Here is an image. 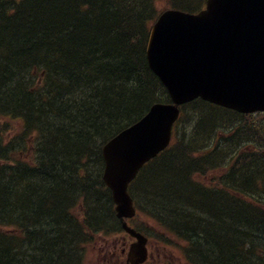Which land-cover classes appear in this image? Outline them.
Masks as SVG:
<instances>
[{
  "label": "trees",
  "instance_id": "obj_1",
  "mask_svg": "<svg viewBox=\"0 0 264 264\" xmlns=\"http://www.w3.org/2000/svg\"><path fill=\"white\" fill-rule=\"evenodd\" d=\"M159 12L156 0H0V116L18 124L0 130V226L21 230L0 228V264H85L94 233L120 229L100 149L169 100L146 56ZM182 112L131 192L153 195L151 214L189 264H264V113L201 99Z\"/></svg>",
  "mask_w": 264,
  "mask_h": 264
},
{
  "label": "water",
  "instance_id": "obj_2",
  "mask_svg": "<svg viewBox=\"0 0 264 264\" xmlns=\"http://www.w3.org/2000/svg\"><path fill=\"white\" fill-rule=\"evenodd\" d=\"M151 33L149 66L174 103L153 105L102 149L104 180L120 219L133 216L128 183L170 142L179 104L200 96L242 113L264 110V0H207L206 9L193 14L170 9ZM139 240L131 254L140 253L141 261L146 241Z\"/></svg>",
  "mask_w": 264,
  "mask_h": 264
},
{
  "label": "rangeland",
  "instance_id": "obj_3",
  "mask_svg": "<svg viewBox=\"0 0 264 264\" xmlns=\"http://www.w3.org/2000/svg\"><path fill=\"white\" fill-rule=\"evenodd\" d=\"M197 1V0H196ZM206 2V0H199V5H204ZM165 3L166 2H158V6L159 7H165ZM18 127V124L17 123H14L13 126L11 127H8L10 130L9 132H13L15 129V127ZM21 157V156H20ZM22 158H25L22 156ZM206 183H210V178L209 177H206ZM158 194V193H156ZM74 194H72L71 196H73ZM70 196V197H71ZM97 201V198H89V205H90V208L93 209L92 210V219H94V224H97L99 222V216H102L104 215L103 212H100L102 211V208L98 205V204H95V202ZM70 202V200H69ZM105 202L103 201V203L101 205H104ZM107 206H109L108 204L105 205L103 208H107ZM112 207H114V204H112ZM96 209V210H95ZM152 210V207H147L142 211V214L140 217H138V219L136 220V223H139V224H143L145 223L146 226L149 228V226H153L152 230H158V231H161L160 229H158V227H156V224L155 222H153L152 220H149L148 218H146V216H143V214L145 213H150L149 210ZM103 214V215H102ZM163 231V230H162ZM124 235V233H123ZM124 236H127V235H124ZM99 237L98 236L96 238V245H89V243L87 244V251H88V255H90V259H92L91 261H89L88 264H109L112 256H115V255H118L117 253H122V248H123V244H124V239H123V236H121L120 238L117 237V238H110V237H105V239H102L99 241ZM114 238V239H113ZM129 238V237H128ZM173 238V237H171ZM111 239V240H110ZM155 242H154V246H155ZM150 250L152 252H154V255H153V261L155 263V261H159L160 259L163 260V261H166L167 263H171V264H188L187 262H185L182 258L181 260L179 259V256H177V254L179 255V252H176L174 248H171L170 246L169 247H166V249H164L163 247L161 246H158V249L160 252H155V249L152 247H150ZM124 255L123 257V260L126 259V253H122ZM88 258V256H87ZM170 260L172 262H170ZM60 263L63 264V258L59 257V261Z\"/></svg>",
  "mask_w": 264,
  "mask_h": 264
},
{
  "label": "bare ground",
  "instance_id": "obj_4",
  "mask_svg": "<svg viewBox=\"0 0 264 264\" xmlns=\"http://www.w3.org/2000/svg\"><path fill=\"white\" fill-rule=\"evenodd\" d=\"M7 123H9V122L6 120V118L4 116H0V130L2 132H5L7 134H10ZM72 132L76 134L77 131H76V129L73 128V131ZM95 138H98V136H95V137H93L90 140L88 139L89 145H91V146L94 145V143L92 141H95L96 140ZM29 142H30V147H33L36 144V142L34 141V139H30ZM2 164H3V162L0 161V165H2ZM133 193H136V195H137L136 197L138 198L137 200H138L139 204L143 203L142 206H144V203H146L145 201H148V200H152L153 199V195L151 193L148 196L145 195V194H148V191L145 190L144 188H140L139 190H135V192H133ZM114 208H115L114 209L115 218L119 220L117 206H115ZM74 209L78 213L77 206H75ZM112 215H113L112 213H111V215L108 214L107 217L110 219V217H112ZM140 255L141 254L138 253V252H136L134 255H132L131 253L129 254V256H130V258H131V260H132V262L134 264L136 262L140 261Z\"/></svg>",
  "mask_w": 264,
  "mask_h": 264
}]
</instances>
